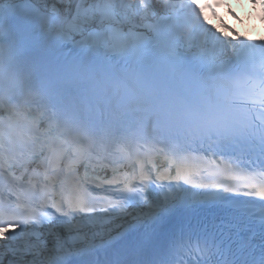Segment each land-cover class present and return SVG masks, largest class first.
<instances>
[{
    "label": "snow or ice",
    "instance_id": "1",
    "mask_svg": "<svg viewBox=\"0 0 264 264\" xmlns=\"http://www.w3.org/2000/svg\"><path fill=\"white\" fill-rule=\"evenodd\" d=\"M0 264H264V37L0 0Z\"/></svg>",
    "mask_w": 264,
    "mask_h": 264
},
{
    "label": "clouds",
    "instance_id": "2",
    "mask_svg": "<svg viewBox=\"0 0 264 264\" xmlns=\"http://www.w3.org/2000/svg\"><path fill=\"white\" fill-rule=\"evenodd\" d=\"M197 2L209 17L213 12L216 13V18L211 19V21L221 30L234 31L241 35L248 33L246 36L250 39L264 37V31H249L250 24L245 22V11L240 7V0H197ZM244 3H247V0H244ZM233 5H235V10L229 14ZM251 5L256 6L258 18L264 22V0H251ZM248 20L255 22L252 17H248Z\"/></svg>",
    "mask_w": 264,
    "mask_h": 264
}]
</instances>
